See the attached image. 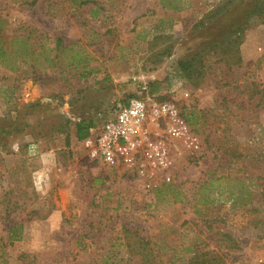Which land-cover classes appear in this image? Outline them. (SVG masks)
Returning a JSON list of instances; mask_svg holds the SVG:
<instances>
[{
	"label": "rangeland",
	"instance_id": "374dc122",
	"mask_svg": "<svg viewBox=\"0 0 264 264\" xmlns=\"http://www.w3.org/2000/svg\"><path fill=\"white\" fill-rule=\"evenodd\" d=\"M174 1L0 0V264H142L141 237L160 264H264L258 0ZM133 95L181 113L184 135L146 124L167 166L76 138Z\"/></svg>",
	"mask_w": 264,
	"mask_h": 264
},
{
	"label": "built area",
	"instance_id": "2783aa9c",
	"mask_svg": "<svg viewBox=\"0 0 264 264\" xmlns=\"http://www.w3.org/2000/svg\"><path fill=\"white\" fill-rule=\"evenodd\" d=\"M107 114L101 126L96 130L93 124L90 136L82 141L91 157L107 164L130 161L147 146L150 157L160 165H168L166 149L146 141L149 121H167L168 132L175 136L187 132L181 113L172 102L150 104L139 95H133L124 103L112 106Z\"/></svg>",
	"mask_w": 264,
	"mask_h": 264
},
{
	"label": "trees",
	"instance_id": "16d2710c",
	"mask_svg": "<svg viewBox=\"0 0 264 264\" xmlns=\"http://www.w3.org/2000/svg\"><path fill=\"white\" fill-rule=\"evenodd\" d=\"M80 4H84L89 2L90 0H79ZM164 5L166 7H173L174 9H179V7H174V3H179V1H174L172 4L165 2V0H162ZM236 0H221V3H219L215 10H213L214 15L217 17L223 13H227L230 11V9L234 6ZM247 22H250L252 19L258 20L261 24H264V0H258L256 3L253 4L252 8L249 10L247 14ZM7 57L6 51L2 48L1 43V37H0V59L1 62H4ZM187 62H179L180 69L182 73H184L185 76H189V73L191 71V67L187 66ZM93 127L92 122H86V121H80L76 124L77 132H76V138L78 140H84L90 136V129ZM264 186V185H262ZM241 194H247L248 192H244L242 190L239 191ZM264 193V191H263ZM239 198V197H238ZM254 199V198H253ZM255 210V208H254ZM254 210L252 212H254ZM262 223V222H259ZM144 237L140 238V244L139 248L141 249V252L138 253V256H141L142 264H160V261H155V258L152 256L151 249H148V243L144 242ZM133 253V252H132ZM158 256V254H157ZM188 264H230L225 262L224 258L222 256H216V261L214 260H199L197 256L189 258Z\"/></svg>",
	"mask_w": 264,
	"mask_h": 264
}]
</instances>
